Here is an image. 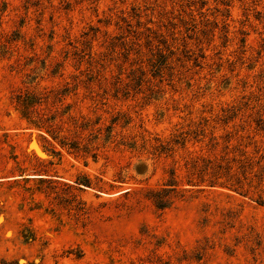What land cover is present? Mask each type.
I'll return each mask as SVG.
<instances>
[{
    "label": "rangeland",
    "instance_id": "rangeland-1",
    "mask_svg": "<svg viewBox=\"0 0 264 264\" xmlns=\"http://www.w3.org/2000/svg\"><path fill=\"white\" fill-rule=\"evenodd\" d=\"M0 178V264H264V0H0Z\"/></svg>",
    "mask_w": 264,
    "mask_h": 264
},
{
    "label": "trees",
    "instance_id": "trees-1",
    "mask_svg": "<svg viewBox=\"0 0 264 264\" xmlns=\"http://www.w3.org/2000/svg\"><path fill=\"white\" fill-rule=\"evenodd\" d=\"M166 60H167L166 59V56L163 55V54H160L159 55V58L152 63V67H153L152 70H153V73L154 74H161L163 72V69L165 68V65H166V62H167ZM141 80H142L141 78H138L137 81L138 82H141ZM60 143L63 146L66 145V144H68L65 141H60ZM70 146H71L72 150L74 149L73 150V153L77 157L78 156V151L80 149L74 143H71ZM84 162H85V164H87V161L86 160H84ZM241 168H242V171H244V173H245V171H246V165L245 164H242L241 165ZM44 175L45 174H40V175H38V178L40 180H45L46 179L45 178L46 176H44ZM12 177H22L21 179H30V178H33L32 177V174H27L23 170H20L18 175H13ZM17 179L18 178H15L13 180H17ZM74 183L76 184V186L78 188L90 187L91 186L90 178H88V177L87 178L77 177L74 180ZM228 186H229L228 187L229 189H232V190H235V191H239L243 195L249 194V190L244 188V185H242V183H240V180L239 181H236V183L228 184ZM256 198H257V202L263 203L264 200H263V198H262L261 195H258ZM156 203H157V206L158 207H165L167 205V200L158 199L156 201Z\"/></svg>",
    "mask_w": 264,
    "mask_h": 264
},
{
    "label": "crops",
    "instance_id": "crops-1",
    "mask_svg": "<svg viewBox=\"0 0 264 264\" xmlns=\"http://www.w3.org/2000/svg\"><path fill=\"white\" fill-rule=\"evenodd\" d=\"M3 179H6V178H0V181H2Z\"/></svg>",
    "mask_w": 264,
    "mask_h": 264
}]
</instances>
